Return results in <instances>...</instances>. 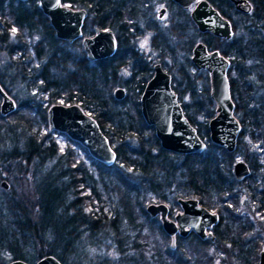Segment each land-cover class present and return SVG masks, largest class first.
Listing matches in <instances>:
<instances>
[{
	"label": "trees",
	"instance_id": "trees-1",
	"mask_svg": "<svg viewBox=\"0 0 264 264\" xmlns=\"http://www.w3.org/2000/svg\"><path fill=\"white\" fill-rule=\"evenodd\" d=\"M60 1L72 7H87L88 15L95 12L89 8L90 0ZM247 1L249 12L231 11L229 42L215 46L230 58V67L236 71L228 80L239 124L235 148L227 151L208 138L207 121L214 115L215 106L209 97L208 79L200 77L204 98L198 101L207 108L199 113L202 118L192 119L191 124L204 142V149L177 154L159 146L153 129L144 123L138 110L127 112L120 108L126 107L124 103L112 98L110 59L89 63L80 53L78 41L69 45L56 38L36 0H9L6 9L0 0V20H11L0 26V52L16 68L18 79L40 93L36 101L31 98L18 103L13 111L0 116V170H4L6 179L14 172L16 185L15 189L9 186L6 199L0 197V264L14 259L33 263L47 254L67 264L74 243L86 238L94 241L98 233L113 242L121 259L119 264H127L125 251L131 240L120 225L130 228L136 225L134 217L146 216L143 200H139L146 187L156 194V201L161 200L159 192L163 188L170 191L173 187L176 196L193 197L208 209L226 212L227 219L235 224L236 234L225 237L230 228L226 221L222 223L221 215L211 245L226 241L237 254L236 263L255 264L261 246L254 241L251 248L243 241L244 234L250 232L246 224L249 217L239 214L238 209L246 202L252 212L264 216V0ZM88 15L85 24L91 21L99 28L110 26L104 19ZM239 20L248 34L246 40L236 35L241 29ZM82 29L90 32L86 26ZM11 34L14 42L8 45ZM31 35L36 40L29 51L27 38ZM247 60L252 63L243 65ZM249 73L263 85L256 100L247 87L245 101L240 89ZM124 100L134 103V98ZM245 102L248 110L253 102L252 120L240 113L245 110ZM55 103L77 104L95 120L114 152L111 164L90 157L83 146L64 133L47 129L45 112ZM246 134L255 147L240 151L241 138ZM57 135L63 144L56 141ZM236 155L249 170L239 181L231 174ZM53 220L57 221L56 229ZM220 225L224 228L221 233L215 231ZM220 261L223 264L222 256Z\"/></svg>",
	"mask_w": 264,
	"mask_h": 264
},
{
	"label": "flooded vegetation",
	"instance_id": "flooded-vegetation-1",
	"mask_svg": "<svg viewBox=\"0 0 264 264\" xmlns=\"http://www.w3.org/2000/svg\"><path fill=\"white\" fill-rule=\"evenodd\" d=\"M8 1L9 0H2L3 8H7ZM199 1H205L218 13V15H220V17L228 22V26L231 30L229 38L216 36L210 31H200L198 29L191 16V12ZM60 3L72 9H81L84 11V17L80 27V36L71 42L66 40L63 41L69 45L78 41L80 53L89 63H94L104 59L111 60L109 74L113 84L110 88V94L116 102L124 103V105H126V107H120L121 109L126 110L127 112L138 110L140 113L139 98L146 83L155 74L164 73L168 76L169 88L174 94L183 116L191 126V120L194 118L198 119L199 113L203 112L207 108L206 105L199 104L198 101L200 95L204 98L203 93H200V72L202 74V78H207L209 83V76L206 70L194 66L191 59L192 50L196 44L201 43L204 45L207 52L217 51L219 53L215 46L219 45V43L221 44V42H229L232 36L230 15L234 12L231 11L233 10L235 12L238 11L245 13L236 9L230 0H188L185 6L180 4L177 0H90L89 3L91 7L89 8L94 9L95 12L92 11L89 15L88 11L90 10L87 7H72L67 2L60 1ZM87 15L88 18L95 16L94 18L96 20L99 18L104 19L105 22H109L110 26L99 28L96 25H91V21L90 23L85 24V18ZM0 26L3 27V23L1 21ZM85 26L90 30V32H86V30L82 29ZM94 29H98L100 31H110L113 38V51L110 55L88 60L81 45V41L83 38L91 37L94 34ZM220 55L227 60L225 74L228 82L231 77H234L236 71L234 67H230V58L228 56H223L222 54ZM244 63L245 61L243 62V65H245ZM98 71L99 74L97 77L100 80L102 79L101 68ZM262 85L261 80H259L253 73H249L247 79H244L242 82L240 89L243 92L242 96L245 101L247 99V87L250 89L249 95L256 100L262 90ZM0 88L12 100L14 110L16 102L9 94V91L2 82L1 77ZM115 90H120V97L117 98L113 95ZM124 98H129V101L134 98V103L129 104L124 100ZM252 104L253 102L249 103L250 109L248 110V108H246L247 102H245V110H240V113L243 114L246 119H248V117L251 120L254 119V114H252L251 110ZM5 115L0 114V116ZM232 115L237 120L234 108L232 110ZM144 123L153 129L151 124H147L146 122ZM4 176V173L0 172V181L5 180ZM170 188L173 189V187ZM171 189L170 191H167L169 189L163 188L159 192L161 200L157 202H148L145 204L144 210L146 205L150 203L164 205V218L172 222L175 226L172 234L164 230L159 213L150 215L145 210L146 216L143 219L144 226L148 231V234H152L160 240L167 241V245L158 247V249L152 248L154 247V244L147 238L146 244L144 243L141 249H130V252H132L130 264H166L167 262H175L176 260L180 262V264H193L191 258L190 261H188V259H184V255L186 256V254H190L192 251H189L190 249L188 248V250L177 249L178 245L180 246L183 242L190 240L198 241V239L202 243H208L209 245L213 243V232L217 223L211 225L210 227H205L204 229L205 234L210 233L213 236L212 240H210L207 235L204 238L199 237L192 228L186 226L182 229L185 233L183 235L180 234V229L177 227L176 222V216L182 212L179 200L193 197L176 196L174 194L175 191H172ZM198 204L203 206L208 211L213 212L206 206L200 203ZM216 214L218 215V213ZM132 231H134V228H132ZM171 241H173V246H171ZM206 251L209 252L208 250ZM206 251L204 250V252ZM207 256H209L208 254L206 255V258H210ZM156 257H158V262H156V259L152 260Z\"/></svg>",
	"mask_w": 264,
	"mask_h": 264
},
{
	"label": "water",
	"instance_id": "water-1",
	"mask_svg": "<svg viewBox=\"0 0 264 264\" xmlns=\"http://www.w3.org/2000/svg\"><path fill=\"white\" fill-rule=\"evenodd\" d=\"M37 6L47 17L56 38L68 42L80 36V27L84 17L81 9H72L60 3V0H36ZM185 6L188 0H177ZM234 7L242 12L251 9L247 0H230ZM191 16L200 31H210L216 36L229 38L231 30L228 22L210 7L205 1H199ZM81 45L88 60L110 55L113 51V38L110 31L94 29L91 37L83 38ZM192 62L195 67L206 70L209 76V97L214 103V115L207 121L208 138L211 142L227 151L235 148L239 124L232 115L233 104L229 96L226 78L227 60L217 51L207 52L204 45L198 43L192 50ZM120 90L113 95L120 97ZM0 114L12 111V100L0 88ZM140 114L144 122L153 126L154 136L159 146L176 153H199L204 149V142L198 137L195 129L183 116L174 94L169 88L168 76L155 74L145 85L139 98ZM48 130L64 133L68 138L83 146L90 157L109 165L114 160V152L106 137L100 131L95 120L84 113L77 104H51L45 112ZM249 173L246 163L238 159L231 164L232 177L239 181ZM3 189L7 188L5 180L0 181ZM182 212L176 216L180 234L185 226L192 228L201 238L206 235L205 227L217 223L218 215L210 212L197 203L194 198L180 199ZM145 210L150 215L160 214L163 228L172 234L175 226L164 218L165 207L162 204L150 203ZM173 246V241H171ZM4 264H61L54 256L44 255L33 263L14 259ZM257 264H264V250L257 253Z\"/></svg>",
	"mask_w": 264,
	"mask_h": 264
},
{
	"label": "rangeland",
	"instance_id": "rangeland-1",
	"mask_svg": "<svg viewBox=\"0 0 264 264\" xmlns=\"http://www.w3.org/2000/svg\"><path fill=\"white\" fill-rule=\"evenodd\" d=\"M10 21L11 20L9 18H6L5 20L1 22L7 25L8 23H10ZM239 25H240L239 28L241 29L238 32H236V35H238L239 37H243L244 39L247 38L248 34L244 30H242V28H244V24L240 23ZM8 28H12V25L11 26L9 25ZM12 38H13L12 34L9 35L8 45L14 42V39ZM35 38L36 37L34 35H31L27 38L29 39L28 44H27L29 51H31V48H32L30 44H33L35 42L36 40ZM69 50L70 52H73L74 49L73 47H69ZM251 63L252 62L247 60L245 61L244 64L249 66ZM16 75H17L16 68H13L7 56L4 53L0 52V77L5 87L9 91V94L15 100L16 106L18 105V103H22L31 98H33V100L36 101L37 98H39L40 93H37L33 89L28 88L27 85L24 84L23 80L18 79ZM201 75L202 74L200 72V77H202ZM201 82L203 81H201L199 78L200 85H201ZM201 96L202 95H200V97ZM201 118H202V115L199 114L198 119H201ZM1 123L3 122L0 120V124ZM55 139L60 145L63 144L62 143L63 140L59 135L55 136ZM241 144L242 146L240 148V151L241 150L247 151L248 149L251 150L255 147V145L251 143L247 134L242 136ZM238 159H241V158L239 155H236L232 163ZM51 165H52V162H50L49 166ZM0 172L5 173L4 170H0ZM14 176H15L14 172H10L9 177L7 179L5 178V180L8 183V188L5 189L6 190L5 193L2 194L4 190L0 187V197H4V199H6V196L9 194L8 193L9 189L11 187L15 189L16 185L13 181ZM10 185L11 187H9ZM155 198H156V194L153 193L148 187H146L143 190V192L140 193L139 195V200L140 201L143 200L142 202L143 206H145V204H147L148 202H157ZM212 211L216 212L215 210H212ZM238 212L239 214H245L246 216L249 217L248 219L249 223H246V224H249L248 227H250V232L249 233L246 232L244 234L243 241L247 245L251 246V248L253 246L254 241H258L261 246L260 249L256 251L255 264H257V253L261 249L264 250V216L259 217L254 212H252V207L249 205V203H246V202H244L241 205V207L238 209ZM216 213H218L219 216L222 215L224 217V219L222 220V223L223 222L225 223L226 221L229 225L230 229L228 228L229 230L227 231V236H225L226 234L224 236L226 238H229L230 236L235 235L236 234L235 224L233 222H230V220L227 219V215H226L227 213L223 211L216 212ZM143 219H144V216L134 217V221L136 225H133L130 228H126L124 223L120 225L121 229L124 230V233L130 236V240H131L128 250L125 251L127 255V264H130V258L132 257V252H130V249L131 248L141 249L144 243L146 244L147 238L149 241L153 242L154 247L152 248L158 249V247H162L164 245H167L168 243L167 241L160 240L158 237L152 234L149 235L148 231L145 229ZM52 222L55 228L56 226L55 224L57 223V221L53 220ZM132 228H134V231H132ZM215 231L219 233L223 232L224 231L223 225L218 226V228ZM229 232L230 233L232 232V233L230 234ZM58 233H59V230H58ZM187 248L190 249L189 251H192V252L190 254H186V256L184 255V259L185 260L188 259V261H190V258H191L193 264H220L221 256L224 259L223 264H244L242 262L236 263L235 259L237 257L236 256L237 254L235 253V250H233L226 241H221V242L219 241L218 244L216 245H209L208 243H200L195 240H190V241L183 242L182 245L180 246L178 245L177 247V249H181V250L182 249L188 250ZM204 250L205 251L208 250L209 252L207 251L204 252ZM206 253L209 255L207 257H210V258H206V255H207ZM202 254L205 256H203ZM78 257H80L79 260H77ZM155 259H156V262L159 261L158 257L152 260H155ZM120 260L121 259L119 257L117 250L114 247L113 242L110 241L109 239L102 237V233H98L97 235H95L94 241L86 238V239H83V241L81 240V242L79 241L75 242L74 245L72 246V251L70 252V254H68L66 258L67 264H75V262L78 264H119ZM174 263L180 264V262H178L177 260L175 262H167L166 264H174Z\"/></svg>",
	"mask_w": 264,
	"mask_h": 264
},
{
	"label": "snow or ice",
	"instance_id": "snow-or-ice-1",
	"mask_svg": "<svg viewBox=\"0 0 264 264\" xmlns=\"http://www.w3.org/2000/svg\"><path fill=\"white\" fill-rule=\"evenodd\" d=\"M15 32V29H13V33Z\"/></svg>",
	"mask_w": 264,
	"mask_h": 264
}]
</instances>
